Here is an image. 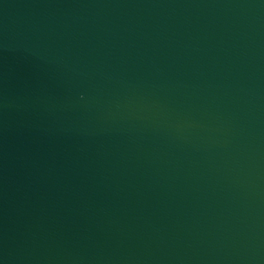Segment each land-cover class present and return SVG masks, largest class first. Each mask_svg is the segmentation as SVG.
Instances as JSON below:
<instances>
[{"label": "water", "instance_id": "95a60500", "mask_svg": "<svg viewBox=\"0 0 264 264\" xmlns=\"http://www.w3.org/2000/svg\"><path fill=\"white\" fill-rule=\"evenodd\" d=\"M0 264H264V0H0Z\"/></svg>", "mask_w": 264, "mask_h": 264}]
</instances>
